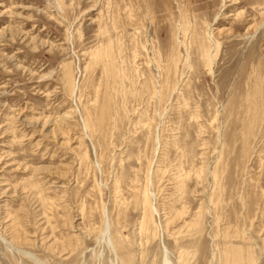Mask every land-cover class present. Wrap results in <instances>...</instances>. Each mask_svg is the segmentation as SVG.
I'll list each match as a JSON object with an SVG mask.
<instances>
[{
  "label": "rangeland",
  "instance_id": "1",
  "mask_svg": "<svg viewBox=\"0 0 264 264\" xmlns=\"http://www.w3.org/2000/svg\"><path fill=\"white\" fill-rule=\"evenodd\" d=\"M165 254L264 264V0H0V264Z\"/></svg>",
  "mask_w": 264,
  "mask_h": 264
},
{
  "label": "bare ground",
  "instance_id": "2",
  "mask_svg": "<svg viewBox=\"0 0 264 264\" xmlns=\"http://www.w3.org/2000/svg\"><path fill=\"white\" fill-rule=\"evenodd\" d=\"M155 209V208H154ZM106 219V218H105ZM109 219H106V221H105V229H104V234L106 235V236H108V234H109V229H110V224H109V221H108ZM110 240V239H109ZM166 255V254H165ZM165 264H169V259H168V257H167V255H166V258H165Z\"/></svg>",
  "mask_w": 264,
  "mask_h": 264
}]
</instances>
